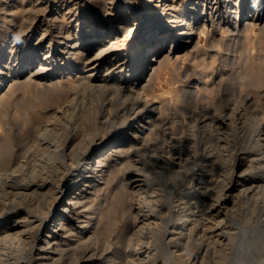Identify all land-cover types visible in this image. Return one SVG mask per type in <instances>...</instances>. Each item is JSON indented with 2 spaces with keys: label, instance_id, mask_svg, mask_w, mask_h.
<instances>
[{
  "label": "bare ground",
  "instance_id": "bare-ground-1",
  "mask_svg": "<svg viewBox=\"0 0 264 264\" xmlns=\"http://www.w3.org/2000/svg\"><path fill=\"white\" fill-rule=\"evenodd\" d=\"M263 20L264 0H0V54L13 35L19 52L14 77L0 67V248L19 242L35 264H122L118 251L157 264L164 244L176 263L205 264L220 245L229 264H259L263 101L205 80L206 62L157 91L202 36L214 64L218 33L250 38ZM241 200L256 224L234 223ZM227 219L240 231L215 234ZM114 233L124 248L104 244Z\"/></svg>",
  "mask_w": 264,
  "mask_h": 264
},
{
  "label": "rangeland",
  "instance_id": "rangeland-1",
  "mask_svg": "<svg viewBox=\"0 0 264 264\" xmlns=\"http://www.w3.org/2000/svg\"><path fill=\"white\" fill-rule=\"evenodd\" d=\"M5 1H9L10 3H14V2H17V0H1V2H5ZM54 6V2L53 3H51V7H53ZM254 8V7H253ZM103 11V12H102ZM101 12H100V16H104V14L106 13V10L105 9H103ZM93 16H95L96 17V15L94 14ZM98 19V18H97ZM264 21V20H263ZM262 21V23L260 24V25H256V27L254 28V31H253V34H252V36L250 37V38H246V37H242V36H239V37H237V39L235 38V37H231L230 35H229V32H226L225 34H224V36H222V35H220V34H222L221 32L220 33H218V35L216 36V39L217 40H220L221 41V39H223V37H225L227 40L226 41H224V40H222L221 42H218V44H220V45H218V44H216L215 46H216V49H217V51L215 52L214 51V58H216V61L214 62V64L211 62L213 59H212V53L210 52V53H208V54H206V56H205V54H202L204 51H206V45H207V39H206V36L205 37H203L202 36V40L201 41H199V46L196 48V51H194L193 52V54H191L188 50H185V51H182V54L184 55V57L183 58H181L180 59V62H179V60L177 61H174V67H173V69H169L168 71L169 72H167V73H165L164 75H163V81H164V83H163V87L162 88H159L158 89V93H162L163 95L165 94V96H170L171 95V88H172V86H176V85H181V83L182 82H178V83H174V84H171L170 82H169V80H168V78L166 77V75L168 76V73L170 74V72L172 73V75L174 76V77H181L180 75H182L183 73L184 74H186V73H193V71H197V70H199V66H201L203 63H209V64H212V65H209V72H205L204 73V75H207V77L208 78H206L205 77V80L207 79V80H221V82H223L222 83V87L224 88V89H226V91H228V90H231L232 88H236V87H242L241 89L243 90V91H245V92H243L242 91V93H249V94H251V93H253V95H256V97L258 98V100L261 102V101H263L262 103L264 104V94H263V91H264V59H261V58H264V52H262L261 51V46H260V42H259V44L258 43H256V41L258 42V40H260V38L259 39H257L258 38V35H261L262 33V31L261 30H259V29H261V26H262V24L264 23ZM38 34V35H37ZM37 34H35V37H38L39 36V33H37ZM263 35V34H262ZM222 36V37H221ZM14 37H15V35H13L11 38H9L5 43H4V46L5 47H3V50H4V52H2L1 54H0V67H2L3 69H5L6 71H8L9 69L11 70V74H12V76L10 77V78H12V77H14L15 75H16V72H17V65H18V61H19V57H18V54H19V52H13V50H14V48H16V45H14ZM196 38H197V40L196 41H198L199 39L198 38H200V34H198L197 33V36H196ZM220 38V39H219ZM245 39H249L248 40V42L245 40V42H242V41H244ZM253 39V40H252ZM252 41V43H249V42H251ZM248 44H247V43ZM217 43V42H216ZM245 43H246V45L247 46H245ZM254 43V44H253ZM202 44V45H201ZM250 44H253V46L252 45H250ZM195 44H193V46H194ZM203 45H204V47H203ZM217 45H218V47H217ZM229 46V47H228ZM251 46H252V48H251ZM258 48H257V47ZM191 48H193V47H191ZM247 48H249L248 50H247ZM257 48V49H256ZM21 49L22 50H24L25 49V47L23 46V47H21ZM231 49V50H230ZM165 49H163V51H164ZM43 51H46V46H45V48H43ZM202 51V52H201ZM252 51V52H251ZM201 52V53H200ZM226 52V53H225ZM238 52V53H237ZM13 53V54H12ZM199 53V54H198ZM224 53V54H223ZM28 55V51L26 52V56ZM199 56V58H198V56ZM202 55V56H201ZM246 55V56H245ZM204 56V57H203ZM245 56V57H244ZM256 56H258V57H256ZM42 57V55H39V58H41ZM191 57H192V59H191ZM193 57L195 58V59H193ZM203 57V58H202ZM206 57V58H205ZM211 57V58H210ZM260 57V58H259ZM202 58V59H201ZM255 58V59H254ZM38 59V58H37ZM189 59H190V61H189ZM199 59V60H198ZM201 59V60H200ZM211 59V60H210ZM225 60V61H224ZM227 60V61H226ZM40 60L38 59L37 60V62H39ZM195 61V62H194ZM219 61V62H218ZM192 62V63H191ZM6 63V64H5ZM216 63V64H215ZM2 64V65H1ZM178 65V66H176V65ZM219 64V65H218ZM4 65V66H3ZM8 65V66H7ZM10 66V67H9ZM235 66V67H234ZM8 67V68H7ZM227 67H228V69H227ZM190 70L191 72H189V71H187V70ZM214 69V70H213ZM231 69V70H230ZM233 69V70H232ZM209 73V74H208ZM240 73V74H239ZM231 74V75H230ZM242 74V75H241ZM209 75V76H208ZM0 76H1V74H0ZM239 76V77H238ZM242 76V77H241ZM238 81H237V80ZM194 81H196V80H194ZM259 81H263V82H261V83H258ZM230 82V83H229ZM193 82H191V83H189V84H187V86L188 87H191V89H192V86H193V84H192ZM257 83V84H256ZM186 85V84H185ZM254 85V86H253ZM257 85V86H256ZM263 86V87H262ZM171 87V88H170ZM245 87V88H244ZM255 87H256V89H255ZM169 88H170V90H169ZM263 88V89H262ZM255 89V90H254ZM167 90V91H166ZM238 90H240V89H238ZM261 92H260V91ZM226 91H224L225 93H226ZM258 93H257V92ZM255 92H256V94H255ZM210 97V98H209ZM213 97H215L216 98V95L215 94H209V96L207 95V96H205L204 98L202 97V98H200L199 99V101H198V105L200 106V107H202L203 105H210V104H208V103H210L212 100V98ZM207 98V99H206ZM205 100V101H204ZM209 101V102H208ZM207 104H206V103ZM202 104V105H201ZM213 105V104H212ZM213 107H215V105H213ZM250 119V118H249ZM249 119H248V122L249 123H251V119H250V121H249ZM192 149H195V148H192ZM203 156V157H202ZM200 158L201 159H203L205 156H204V154L202 155ZM205 159V158H204ZM4 171V172H3ZM3 171H0L1 172V176L2 177H4V175L5 174H3V173H6L7 171L4 169ZM212 175H211V178L213 179V181L212 182H215V181H219V183L221 182L222 183V181H221V178L223 177V175H222V173H221V171H219L218 170V168L217 169H215V170H213L212 172ZM215 173V174H214ZM3 174V175H2ZM218 174V175H217ZM182 179V178H181ZM180 178H178V182H177V180L175 181V182H177V183H181L182 182V180H181ZM214 179H215V181H214ZM217 179V180H216ZM5 198H6V196H4ZM12 196H11V194H10V196H9V199H11L12 200ZM4 200V203H5V201H7V202H11V201H9V199L8 198H6L7 200H5L4 198H1V200ZM63 200H64V198H63ZM17 202H19L18 200L17 201H15L14 203H17ZM241 202V203H240ZM243 202V203H242ZM244 203H247V204H249L248 202H244L243 200H241V201H239V203H238V205L237 206H234L235 208V210H236V217H237V220H238V222H234V223H237V224H239V225H241V226H247V224L248 225H252V224H254L256 221H257V215L256 216H250L249 215V212L247 211V209H244L245 207H246V205L247 204H244ZM247 206H249V205H247ZM2 204L0 203V211H2ZM241 207H242V209H241ZM247 208V207H246ZM243 210V211H242ZM245 210V211H244ZM118 212L117 211H114V214H116L117 216H118V214H117ZM238 213V214H237ZM248 214V215H247ZM238 215V216H237ZM250 216V217H249ZM255 218V219H254ZM254 219V220H253ZM256 220V221H255ZM228 221V219L227 220H225V222L223 221L222 222V226H224L225 225V229L222 227L221 229H219L217 232L215 231L214 233L216 234V233H219V232H221V231H224L225 232V234L227 235V231L229 232V233H233L234 234V232H236L237 230L238 231H240V229H239V227H237L238 225H236V227H235V225H233L234 223L232 222H229V223H226ZM251 223V224H250ZM172 224L174 225V221H172ZM171 224V225H172ZM256 224V223H255ZM228 227V228H227ZM228 233V234H229ZM43 234H44V232H43ZM42 235V234H41ZM223 236L224 238H221V240H220V242L221 241H223V243L222 244H224L225 246H226V242H227V240H228V238H227V236ZM238 235H239V233H238ZM235 236H237V235H235ZM218 237H220V236H217V238ZM232 236H230V238H231ZM107 240H105L104 241V244H111V245H113V247H118L117 248V250H119L120 248H124L125 246L124 245H127V243H128V239H127V237H125V236H122V237H120V238H117V235H116V233H114V234H112V236L111 237H109V238H106ZM232 240L229 242V243H227V247H228V250L229 249H231L232 250V247L233 246H231L232 244L234 245H238V243H240L241 241L240 240H242L243 241V239H238L237 237H235V238H231ZM262 239H264V236H262ZM237 240V241H236ZM239 241V242H238ZM127 242V243H126ZM225 242V243H224ZM235 242V243H234ZM237 242V243H236ZM16 243V242H15ZM13 244V245H9V246H2L1 248H0V251H1V258H3L2 260L4 261V262H6L7 264L9 263V262H17L16 264H21L22 262L23 263H25L26 262V264L28 263V264H35L34 262H32V260H33V254H32V251H30V250H23V246L22 245H20L21 243H17V244ZM242 243V242H241ZM240 243V244H241ZM213 245V244H212ZM235 245H234V249H235ZM37 246H38V244H37ZM218 246H219V248H218ZM238 246H240V245H238ZM237 246V247H238ZM263 246H264V242H263ZM195 245H191L190 246V250H195ZM220 247H224V246H220V245H217V246H214V247H212L211 248V253H210V257L208 258V256L205 258V259H207V260H205L204 262H205V264L207 263V264H215V261H213V260H217V259H219V260H217L218 261V263L220 262V264H229L228 262H230L229 260L231 259V257L229 258V257H227V255L226 254H222V253H220V251L219 250H221L220 249ZM193 248V249H192ZM215 248H217V250H216V253H215V256H214V254H213V250L215 249ZM213 249V250H212ZM3 250V251H2ZM261 250V257H260V260L261 261H259V264H261V263H263L264 264V247L262 248V249H260ZM19 251V252H18ZM219 251V252H218ZM118 254H121V255H119L118 257H119V259H122V264H130L125 258H123L122 257V253H120V251H118L117 252ZM219 253V254H218ZM158 254V255H157ZM157 254H156V256H155V259L154 260H156L157 259V264H193V263H191L192 261H188V256L189 255H187V257L185 258V260L184 261H177L178 263H176L173 259H170L171 258V253L169 252V251H167L166 250V248H165V246H164V244H159V249H158V251H157ZM213 254V255H212ZM229 255V254H228ZM166 256V257H165ZM168 256V257H167ZM232 256V255H231ZM263 256V257H262ZM31 257V258H30ZM212 257H213V259H212ZM225 257H227V259L225 258ZM153 259L152 260H150V261H153ZM124 260V261H123ZM126 261H127V263H126ZM170 261H172V262H170ZM208 261H209V263H208ZM19 262V263H18ZM125 262V263H124ZM138 264V262L135 260V261H133V264H136V263ZM175 262V263H174ZM222 262V263H221ZM0 264H2V262L0 263ZM132 264V263H131Z\"/></svg>",
  "mask_w": 264,
  "mask_h": 264
}]
</instances>
